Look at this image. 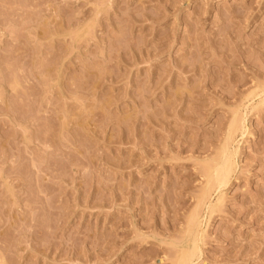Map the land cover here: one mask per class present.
<instances>
[{"label":"rangeland","instance_id":"obj_1","mask_svg":"<svg viewBox=\"0 0 264 264\" xmlns=\"http://www.w3.org/2000/svg\"><path fill=\"white\" fill-rule=\"evenodd\" d=\"M182 262L264 264V0H0V264Z\"/></svg>","mask_w":264,"mask_h":264},{"label":"bare ground","instance_id":"obj_2","mask_svg":"<svg viewBox=\"0 0 264 264\" xmlns=\"http://www.w3.org/2000/svg\"><path fill=\"white\" fill-rule=\"evenodd\" d=\"M232 124H233V123H232ZM236 125H237V124H236ZM236 125H235V126H236ZM230 129H231V127H230ZM230 129H229V130H230ZM229 132H230V131H229ZM233 132H235V131H233ZM233 132H232V133H233ZM226 158H227V157H226ZM222 160H223V159H222ZM227 161H228V159H227ZM227 161H226V164H227ZM221 162H222V161H221ZM221 162H220V163H221ZM223 162H224V161H223ZM229 162H230V161H229ZM222 164H223V163H222ZM228 164H230V163H228ZM218 166H219V165H218ZM228 167H229V165H228ZM228 167H227L226 169H228ZM217 168H218V167H217ZM221 168H222V165H221ZM231 169H232V168H231ZM219 170H221V169H218V171H217V169H216V171L220 173V174H219V177L216 176V175L214 174V175H215V178L217 177L215 180H219V179H220L219 182L217 181V183H216L217 186H218V183H220V184H221V183H222V184L225 183V177H224V176H225V174H224V171H225V170H224L223 168H222L221 172H220ZM229 170H230V168H229ZM229 170H228V172H229ZM214 171H215V170H214ZM217 172H215V173H217ZM228 172H227V173H228ZM225 173H226V172H225ZM230 173H231V171H230ZM228 174H229V173H228ZM227 176H228V175H227ZM218 178H219V179H218ZM226 179H227V178H226ZM215 182H216V181H215ZM227 182H228V180H227ZM227 182H226V183H227ZM222 184H221V185H222ZM224 185H225V184H224ZM198 248H199V247H198ZM191 255H193V254H191ZM189 256H190V254L188 255V257H189ZM185 259H186V258H185ZM182 260H183V259H182ZM186 261H187V260H186ZM186 261H185V262H186ZM183 262H184V261H183ZM183 262H182V264H185V263H183ZM188 264H189V263H188Z\"/></svg>","mask_w":264,"mask_h":264}]
</instances>
